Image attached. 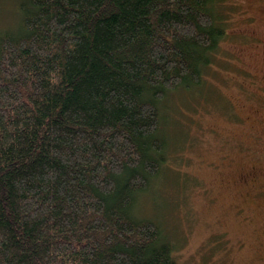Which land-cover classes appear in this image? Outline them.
<instances>
[{
  "label": "trees",
  "instance_id": "16d2710c",
  "mask_svg": "<svg viewBox=\"0 0 264 264\" xmlns=\"http://www.w3.org/2000/svg\"><path fill=\"white\" fill-rule=\"evenodd\" d=\"M214 0H20L0 30V264H181L134 210L158 102L200 83Z\"/></svg>",
  "mask_w": 264,
  "mask_h": 264
},
{
  "label": "rangeland",
  "instance_id": "374dc122",
  "mask_svg": "<svg viewBox=\"0 0 264 264\" xmlns=\"http://www.w3.org/2000/svg\"><path fill=\"white\" fill-rule=\"evenodd\" d=\"M19 1L0 0V30L19 21ZM263 1L214 0L213 13L228 30L216 55L201 67L199 85L167 91L158 102L164 160L137 194L134 212L160 226L181 264H264V196L253 198L235 178L243 149L259 148L241 118L252 108L246 75L257 64L248 54L243 62L232 56L251 49L239 33L264 14Z\"/></svg>",
  "mask_w": 264,
  "mask_h": 264
},
{
  "label": "flooded vegetation",
  "instance_id": "af4514ba",
  "mask_svg": "<svg viewBox=\"0 0 264 264\" xmlns=\"http://www.w3.org/2000/svg\"><path fill=\"white\" fill-rule=\"evenodd\" d=\"M261 6L264 8V1ZM253 27L248 31L242 30L239 35L245 46L251 47L246 51L238 47L232 51L237 62H243V54H248L257 66L248 70V88L245 96L252 105L247 116H241L242 124L248 126L252 140L259 146L257 149H243V160L239 166L242 168L235 174L236 181L251 192L253 198L262 199L264 196V14L251 16ZM225 33H228L226 29ZM225 34V35H226ZM244 144L247 145L244 141ZM264 209V199L260 202Z\"/></svg>",
  "mask_w": 264,
  "mask_h": 264
}]
</instances>
